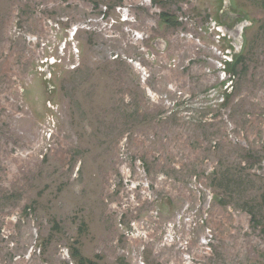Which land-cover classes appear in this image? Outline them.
<instances>
[{"label": "rangeland", "instance_id": "1", "mask_svg": "<svg viewBox=\"0 0 264 264\" xmlns=\"http://www.w3.org/2000/svg\"><path fill=\"white\" fill-rule=\"evenodd\" d=\"M75 249L264 264L262 0H0V264Z\"/></svg>", "mask_w": 264, "mask_h": 264}, {"label": "flooded vegetation", "instance_id": "2", "mask_svg": "<svg viewBox=\"0 0 264 264\" xmlns=\"http://www.w3.org/2000/svg\"><path fill=\"white\" fill-rule=\"evenodd\" d=\"M231 17L232 16H230V15L225 17V19L227 20L226 24H230V25H228V27L229 28H231V27L234 28L235 26L238 27L241 24V22L235 21V19L233 20V17L232 18ZM238 22H240V23H238ZM221 33H222V35L220 37V43L223 47L226 48L227 51L229 50V54H230V58H231V55L235 51V47L232 46V40H230V38H229L230 34L228 32H224V31H221ZM224 33H226V34H224Z\"/></svg>", "mask_w": 264, "mask_h": 264}, {"label": "trees", "instance_id": "3", "mask_svg": "<svg viewBox=\"0 0 264 264\" xmlns=\"http://www.w3.org/2000/svg\"><path fill=\"white\" fill-rule=\"evenodd\" d=\"M262 4H263V7H264V0H262ZM241 54H238V55H236V54H232L231 55V60H228V63L226 64V66H230V65H232V69H231V71H230V73L232 74L233 73V75H235L236 74V67H237V65L238 64H240L241 62H243V57H242V55L240 56ZM235 58H238L235 62L233 61ZM234 62V63H233ZM233 63V64H232ZM219 181H220V179H219ZM254 215V214H253ZM71 255H72V257L74 258V259H76V260H78L79 261V264H85L86 262H85V260H84V258L82 257V255L80 254V252L78 251V250H74L72 253H71Z\"/></svg>", "mask_w": 264, "mask_h": 264}, {"label": "water", "instance_id": "4", "mask_svg": "<svg viewBox=\"0 0 264 264\" xmlns=\"http://www.w3.org/2000/svg\"><path fill=\"white\" fill-rule=\"evenodd\" d=\"M248 26V23L247 22H242L237 28H236V32L234 31L233 33H235V38H236V46H235V51H234V53L233 54H236V55H238V54H240L241 52H240V50H241V45H242V35H243V31H244V29L246 28ZM229 60H231V58L229 59Z\"/></svg>", "mask_w": 264, "mask_h": 264}]
</instances>
